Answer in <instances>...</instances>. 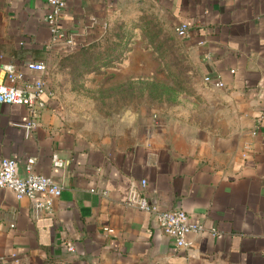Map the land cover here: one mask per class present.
<instances>
[{
    "label": "crops",
    "instance_id": "obj_1",
    "mask_svg": "<svg viewBox=\"0 0 264 264\" xmlns=\"http://www.w3.org/2000/svg\"><path fill=\"white\" fill-rule=\"evenodd\" d=\"M132 3L167 18L184 55L186 91L157 106L103 90L100 103L117 99L116 110L70 107L51 87L50 68L62 74L75 50L102 42ZM50 11L47 0H0V83H10L11 71L34 84L44 73L28 64L48 67L37 116L23 104H0V163L15 159L25 176L33 158L35 173L62 186L50 210L39 206L45 194L19 199L0 187V264H264V0H67L60 26L76 39L74 50L50 47ZM180 24L187 36L176 33ZM147 42L132 39L121 62L96 68L117 78L113 91L160 72L174 87ZM134 185L160 209H184L203 225L188 234L190 248L127 204Z\"/></svg>",
    "mask_w": 264,
    "mask_h": 264
},
{
    "label": "built area",
    "instance_id": "obj_2",
    "mask_svg": "<svg viewBox=\"0 0 264 264\" xmlns=\"http://www.w3.org/2000/svg\"><path fill=\"white\" fill-rule=\"evenodd\" d=\"M51 11L46 16V22L51 31L50 47H63L68 50L77 48L76 39L65 32L60 26V18L67 7V0H47ZM188 25L180 24L176 27V33L180 36L188 35ZM33 70L44 73V78L37 83H22L24 75L22 73L7 72L6 79L10 82L6 84L0 83V104H23L28 106L33 116H37L43 109L45 103L42 95L46 90L47 80L45 74L48 67L44 62H31L28 64ZM205 81L211 83L217 88L225 86L221 78H212L206 76ZM31 123L30 126H34ZM57 166H62L65 163L58 154H54L52 158ZM34 159L27 160V174L22 176L18 172L17 162L13 158H4L0 163V187L11 189L21 199L24 197L35 198L41 194L47 196V201L40 202L39 206L44 210H50L53 201L62 195V186L51 177L37 174L33 170ZM141 188L146 187L147 180L143 179L140 182ZM127 204L145 212L152 213L157 220V223L164 234L171 237L177 247L190 248L192 241L188 239V234L201 232L204 227L192 220L191 216L184 209H160L159 205L152 202L151 199L143 193V190L137 186H132L128 196ZM109 233H114L113 228H105ZM70 250L74 247L68 245Z\"/></svg>",
    "mask_w": 264,
    "mask_h": 264
},
{
    "label": "rangeland",
    "instance_id": "obj_3",
    "mask_svg": "<svg viewBox=\"0 0 264 264\" xmlns=\"http://www.w3.org/2000/svg\"><path fill=\"white\" fill-rule=\"evenodd\" d=\"M145 17L153 18V20L162 25L164 30L169 31V27L166 26L167 18L158 10V8H156V6L149 3H132L119 12L108 35L102 41V48H96L95 50H103V47H105L108 42L117 41L119 40V37H123L128 41L130 40L131 43L132 39H138L139 37L145 39L147 35V22L144 20ZM91 55L89 59H92ZM98 57L99 56H96V59ZM89 59H87L88 62H90ZM76 60V64L73 65L72 63L71 66H79L78 68L81 67V71H78L77 73L72 71V67L69 64L66 65L62 74H58L57 70L50 68L49 83L51 87L58 93L63 94L65 100H68L70 103V107H74L81 112L98 114L101 111L111 112L116 110L117 107L120 106V101L117 99H110L108 100V104H101L99 97L101 96V92L104 91L114 93L113 89L116 88L115 82L117 81V78L112 76H100L99 72L96 71V68H99L103 61H97L98 63L95 62L97 65L95 67L93 66V68H95L93 71H96L95 73H88V75H86V72L83 74L85 71L83 70L84 67H82L84 65L81 64L83 58L79 57ZM111 65L112 64L109 66ZM88 68H92V66H89ZM155 77L157 80L165 82V76L163 73L160 72ZM141 97L143 98L142 100H148L157 106L171 103H158L151 101L147 96ZM179 98L180 95L178 99Z\"/></svg>",
    "mask_w": 264,
    "mask_h": 264
},
{
    "label": "trees",
    "instance_id": "obj_4",
    "mask_svg": "<svg viewBox=\"0 0 264 264\" xmlns=\"http://www.w3.org/2000/svg\"><path fill=\"white\" fill-rule=\"evenodd\" d=\"M144 20L147 22V35L145 39L148 41V44L146 47L151 46L153 51L158 54V57L168 70V76L174 87L166 85L156 78L140 77L136 80L126 81L122 86L118 87L117 91L115 90L114 93H119L124 95V97L130 98L132 96H147L151 101L158 103L175 102L178 100L181 91H186V65L184 55L181 53L180 42L178 37L172 32L164 30L162 25L153 20V18L145 17ZM107 35L108 34H106V36ZM101 44L102 42H98L75 50L74 53L77 54H74L73 57L71 56L72 59L69 63L75 65L76 59L81 57L83 58L81 63L84 65L82 66L84 67L83 70L89 66H92V68L93 66H97L95 63L97 61H103L102 64L106 63L110 65L114 62H121L123 59L122 57L131 49L130 40H125L123 37H119L117 41L108 42L107 45L103 47V50H95L96 48H102ZM90 55L92 59H89ZM96 56H99V59H96ZM87 59H89L90 62H88ZM78 67L79 66L76 67V73L81 70V67Z\"/></svg>",
    "mask_w": 264,
    "mask_h": 264
}]
</instances>
